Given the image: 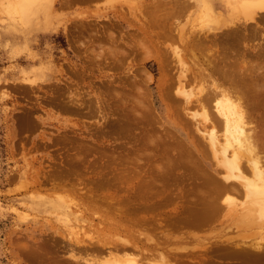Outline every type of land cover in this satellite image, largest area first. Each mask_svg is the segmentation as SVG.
<instances>
[{"label":"rangeland","instance_id":"obj_1","mask_svg":"<svg viewBox=\"0 0 264 264\" xmlns=\"http://www.w3.org/2000/svg\"><path fill=\"white\" fill-rule=\"evenodd\" d=\"M174 1L36 0L28 17L23 19L17 10L21 0H0V264H35L37 262L26 252L45 244L50 258L70 261L69 251L74 249L73 245L90 240L93 241L90 244L94 245L106 242L115 246L120 239L128 240L129 244L138 246L139 251L144 252L147 260L141 264L151 263L150 259L153 263L156 258V263L159 258L165 259L168 264H208L211 258L215 259L217 250L225 246L229 250L234 248L231 251L236 254H256L264 250V223L258 222L255 213L252 214L255 209L247 211L250 207L246 205L244 194L228 199L224 197L222 200L225 203L221 201L223 205L218 216L216 214L215 219L193 228L190 222H184V219L189 218L187 213L181 212L176 204L164 203L163 199L160 204L156 202V208L145 210L142 214L131 212L129 215L125 213L127 202L121 200L127 197V193L100 184V179L107 178L104 177L107 159L102 163L103 153L120 156L124 146L140 147V138L144 135L147 140L149 137L150 141L158 143L168 139V136L173 137L175 144H171L175 146L181 142L191 151L195 148L193 142L202 139L193 128L194 121L190 116L187 117L186 110L182 111L181 105L177 106L176 103L175 108L170 104L174 96L179 101H190L192 95L198 92L199 84L187 85L185 98L176 95L180 72L178 66L172 63V72L167 71L165 74L168 79L165 84L166 94L161 97L159 87L165 75L150 54L151 49L148 52V49L142 50L144 47L140 48L139 45L138 39L141 40V36L138 38L137 26L140 21L141 25L146 22V14L153 5L161 4V14L172 11L176 3ZM179 1L186 2L188 9L184 15L173 14L170 20L173 27L180 26L176 29L182 27L189 32L209 27L218 12L231 8L232 3L228 0L225 3V0ZM225 14L228 16L229 13ZM84 27L90 29L81 32ZM95 29H98L99 34L113 32L120 40L115 47L127 49L129 54L126 51L123 55L121 53L119 59H115L119 63L109 60L111 64L113 62L112 65L109 61V65L102 61L98 65L96 62H87L80 42ZM77 36L81 37L76 38V43L74 38ZM131 37L138 43L132 53L130 46L126 45L136 44L131 41ZM101 44L107 43L102 41ZM170 44L162 49H183V45L178 42ZM95 48L100 49L97 43ZM146 53H149L148 56ZM124 56L126 59L121 58ZM115 63L117 65L114 66ZM190 63L195 66L193 62L187 61L189 66L192 65ZM74 71L80 72L83 79L76 77ZM98 96L108 100L110 111L107 112L110 115L117 120L129 119L127 133L130 137L121 134L117 128H108L106 133L98 129L103 127L101 118L94 113ZM72 97L83 100L86 113L83 111L84 114L80 115L64 110V103ZM191 103V106L195 105V98ZM91 110L93 116L88 114ZM188 113L199 114V110L189 109ZM174 133L176 135L171 136ZM220 133L218 136L221 135V144L224 146L223 133ZM62 139L73 142L64 143ZM150 147L147 153L153 151ZM207 155V158L202 157L203 160L213 166L210 152ZM76 160L75 165L69 163ZM117 166L112 167L116 169ZM111 174L108 172L109 176ZM56 183L60 184L59 187ZM121 215L124 217L122 220ZM138 215L146 216L143 221L145 224L135 221ZM122 224L127 226L124 229H133L136 225L139 227L131 233L125 231ZM218 245L221 248L217 249ZM214 246H217L215 254L212 251ZM206 248L208 251H205ZM131 249L132 253H128L134 257L140 256L139 251L133 252ZM209 249L211 251L208 255ZM124 252L121 249L116 255L122 257ZM89 254V257L87 254L84 256H95L98 260L109 257L105 251L103 256L102 253ZM187 255L190 260L194 259L192 263H188L190 260L186 258ZM181 256L188 261L183 262ZM206 256L213 257L208 259Z\"/></svg>","mask_w":264,"mask_h":264},{"label":"bare ground","instance_id":"obj_2","mask_svg":"<svg viewBox=\"0 0 264 264\" xmlns=\"http://www.w3.org/2000/svg\"><path fill=\"white\" fill-rule=\"evenodd\" d=\"M35 1L36 0H21L20 6L17 10L18 13L22 15L23 19H26L30 14L31 7ZM175 1L176 3L174 4L172 11L163 14H161V4L153 5L148 11V14H146V22L143 21L145 24L142 23L143 25H141L142 21H140L139 26H137L139 33L138 38L141 36L143 42H141L140 38L138 40L140 41V48L144 47L142 50L148 49L147 51L149 52L151 49L150 54H152L157 60L164 75L167 74V71L170 73L174 63L175 66H178V72L180 73H178V90L176 91V95L185 98L187 94V85L199 84L200 88L198 89V92L192 95L190 101H179L176 96L172 97L171 100H167H170V104L173 105L174 108L176 105H181L182 108H180L182 111L186 110L187 117L190 116L194 121V125H192L197 131L195 132L198 133L202 139L193 142V144L195 143V148L191 151L182 145L183 143L181 142L175 146L171 144L170 142L175 144V140L170 136H168V139L165 138L166 140H160L161 142L159 143L150 141L149 137L147 140L145 135L141 138L139 137L140 147L138 148H133V145L128 147L123 145L124 147L122 150L124 151L120 152V156L116 155L117 157L114 153V156L111 154L110 156L106 153H103V155L101 154L102 163H105L103 161H106L107 159V163L104 164V177L107 178L100 179L102 180L100 184H105L108 188L112 187L118 192L127 193V197H125L126 199L122 198L121 200L127 202L128 206L127 209L125 208V213L129 215L131 212L137 214L138 212L141 213L145 210H151L155 206H158L156 202L159 203L161 202V199H163L162 201H165L164 203H172L174 206L176 204L178 205L177 208L182 210L181 212L187 213L189 218H186L187 220H185L183 217L184 222H190L193 225V228H197V225L199 226L201 223L208 222L210 219H215V215L217 214L218 216V212L223 205L221 201L223 202L222 199L224 197L228 199L229 197L237 196V194H244L247 199L246 205L248 208L250 207L247 211H253L255 209L253 213H251H255L254 216L259 219L258 222L264 223V0H228L232 2H229L231 8L228 7L225 11L220 10L213 18V23L209 27L193 32L186 31V29L182 27L176 29L179 26L178 24V26L173 27L170 17H172L173 14L184 15L188 9L186 2L179 0ZM225 2L226 0L224 3ZM224 12L229 13L228 16H226ZM174 17L176 18V15ZM89 29L84 27L81 32ZM80 34L82 36V33ZM105 34H99L98 29H95L93 32L88 33L86 38L84 37L85 41L83 40L80 42V47L83 48L86 54V61L90 64L96 62L98 65V62L101 63V61L107 63L112 59L117 62L121 53L122 55L126 52L129 54V51H126L127 49L125 50L124 48L120 49L115 47V45H119L120 40L115 34H113V32L109 31L107 35ZM81 36H77L74 39H78ZM77 39L76 43L78 41ZM102 41L107 44L102 45ZM131 41L136 44L127 43V41L124 42L127 43V46H130L131 50H129L132 53V49L136 48L138 43L133 38ZM175 42L182 44L183 49L179 50V48L176 47H172L174 48L172 50L169 48L162 49L163 46ZM96 43L100 48L99 50H96L95 48ZM148 54L149 53H146L145 55L148 56ZM121 58H125V56ZM187 61L193 62L195 66H193L192 63H190V65H192L189 66ZM109 63L111 64L110 61ZM109 63L107 64L109 65ZM115 65L117 64L115 63L114 66ZM75 72L77 71H74L76 77L83 79L84 76L80 74V72ZM166 77L167 75L162 76V86L160 84L159 87L161 97L166 94L167 87H165V84L167 85L168 80ZM106 88L109 87L106 86ZM98 98L99 101L96 103L97 105L94 113L97 114L103 122L101 123V125L103 124V127L100 125L103 129H98L103 131L102 133H106L109 131L108 128H117L121 134L130 137L127 133L129 131V119L127 120L126 118H123L117 120L112 114L110 115L107 112V110L110 111L108 100L104 99V96H98ZM193 98H195V105L191 106ZM69 99H66L67 101L64 103V110L80 115L86 113L84 111L86 105L83 100L81 101L80 99L79 101L75 99V97ZM112 103L115 104V102ZM175 103L176 105H174ZM172 108L173 107H171V109ZM194 108L199 110V114L190 115L188 113L189 109L193 110ZM181 109H179V111ZM88 112V114L93 116L92 110ZM131 118L133 119L132 116L130 119ZM144 118H146V116ZM135 121L137 120H134V122ZM130 123L131 120L129 124ZM220 132L223 133L224 146L221 144L223 143L222 139H220L221 135L218 136ZM175 135L176 134L174 133V135L171 136ZM159 139L160 138L156 140ZM63 140L64 139H62V141ZM72 142L71 140H64V143ZM149 146H151L150 148L153 151L147 153ZM80 149L83 151L82 148ZM209 152L210 158L214 162L213 166L208 164L202 158L203 156L207 158V153ZM160 155L161 157H159ZM227 155L230 156L229 159ZM75 162L77 163V160L69 161L72 165H75ZM112 166L117 167L116 169H113ZM64 167L66 168V166ZM90 169H92V167ZM97 170L100 171V169ZM77 172L79 171L77 170ZM108 172H112L111 176L108 175ZM83 184L84 183H82V185ZM74 189L77 188L74 187ZM86 198L88 197L86 196ZM231 202L232 201H230V203ZM245 214L246 213H244V215ZM144 216H135V221L137 223H143V221H145ZM123 218L124 217L122 216L121 220ZM178 219H181V217ZM248 223L249 222H247V224ZM143 224H145V222ZM191 224L190 227H192ZM125 226L126 225L122 226L123 229L127 227ZM137 227L139 226L136 225L133 229L128 227L124 230L133 233L137 231ZM91 241L92 240L86 242L83 241L84 243L76 242V244L73 245L74 249H71V252L69 251V256L71 257L70 261L52 259L54 257L50 258L51 256H48L49 250L46 251L48 247L46 244L40 245L38 249L32 247L33 250L29 249L26 253L31 259L37 262L35 264H141V262L147 260L144 252L139 251L140 249L138 246L129 244L128 240L120 239L116 246L106 242H100L97 245L95 243L94 245L90 244L93 242ZM157 241L160 240H156V242ZM156 242H154L155 245ZM68 247H70V244ZM129 247L134 250L133 252L139 251L140 256L134 257L132 254L128 253V251H130ZM219 247L220 245H218V248L217 246H214V250H212L213 253L216 248L219 249ZM127 248H129L128 251H126ZM121 249L125 250V252L122 254V257H118L116 254L119 253V250ZM233 249L234 248L231 250ZM24 250L26 251V249ZM76 250L78 252H75V254L74 251ZM114 250L117 251L116 254ZM206 250L208 251L207 248L205 251ZM220 250H217L218 252H216L215 259L211 258V262H208L205 258L204 260L208 262V264H264L263 249L262 253L260 252L261 254H248L245 252H239L240 254H236V252L229 250L227 246ZM104 251L109 255L108 258L107 256L105 259L103 258L104 260H98L95 256L91 258L84 256L89 253H102L103 256ZM210 251L211 250L209 249V252H207L208 255L210 254ZM256 251L257 250H255V252ZM139 253L137 255H139ZM81 254L83 256H81ZM234 254L238 256H234ZM210 257L207 258L209 259ZM181 258L184 259L182 256ZM186 258L190 260L189 256ZM190 258H192V256ZM156 259L153 263L150 259L151 263L149 262V264H168L165 259L159 258L158 263H156ZM47 260L48 262H46ZM184 260L183 262L188 261ZM193 260L194 259H191L188 263H192Z\"/></svg>","mask_w":264,"mask_h":264}]
</instances>
